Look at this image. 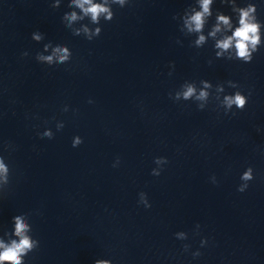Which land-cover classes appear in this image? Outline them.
Listing matches in <instances>:
<instances>
[{
	"label": "clouds",
	"instance_id": "clouds-1",
	"mask_svg": "<svg viewBox=\"0 0 264 264\" xmlns=\"http://www.w3.org/2000/svg\"><path fill=\"white\" fill-rule=\"evenodd\" d=\"M222 4L231 6L232 12L237 15L238 26H233L232 17L224 14L221 11L216 12L215 23L211 30L207 33V37L203 34L205 25L208 19L213 15L212 5L214 0H196L197 6H190L186 9L179 19L182 21L180 30L185 35L195 34L193 46L199 48L205 45L207 38H216L218 33L223 31H230V35H224L221 39H215L214 49L217 58H227L229 60H240L244 63H250L253 60V54L256 53L260 46L264 44L262 40V24L257 18V5L253 2H248L246 6H237L236 0H220ZM129 3V0H69L68 7L72 9L64 13L62 22L64 26L69 29L73 36H83L85 39L91 41L101 34L102 28L90 27L89 25H99L101 19L105 21H112L114 18V11L112 5L124 7ZM61 0H53L51 7L57 9L60 7ZM85 19L88 23H81ZM177 19V17H173ZM79 24V27L76 25ZM44 39V35L39 31L32 33V40L40 42ZM180 43V41H177ZM48 53V54H45ZM227 54V55H226ZM27 51L22 53V57H27ZM72 53L66 45L57 44L52 45L51 42L44 44L43 51L38 52L35 56L37 62L46 64L48 66L63 65L71 60ZM211 63V61H209ZM174 67V65H173ZM171 75V73H169ZM229 87L238 89V85L233 81H227ZM200 87H197L195 82L185 81L175 93H169V97L174 101H194L197 108L203 110L209 103V98L212 95L210 90L213 89V84L207 80L200 81ZM215 100L218 106L223 108L224 114L228 115L232 112L233 107L243 111L248 103V96H245L241 91L237 90L232 94H225L221 98V94L225 92L223 84L215 86ZM251 95V93H249ZM89 103H92L89 100ZM64 112L68 111V107L63 108ZM64 127L63 121L56 123V130L61 131ZM41 139L51 140L54 133L50 128H46L42 133H38ZM83 143L80 136H75L72 141L73 147H78ZM9 147H11L9 145ZM154 163L157 165L152 170V175L159 176L163 165L167 164V158L156 157ZM119 164V158L113 164L116 167ZM242 183L238 186L237 191L244 192L248 188V182L254 179L252 167H248L240 177ZM213 183H217L216 177H211ZM10 183V168L5 162L3 156H0V192H4ZM145 208H150L151 204L148 201L147 194L139 193V201ZM13 231L11 233L5 232L4 236H0V264H25V257L29 253L34 252L39 248L40 242L34 239L31 235L32 226L29 223L28 214L22 213L15 215L12 218ZM197 230L200 226L196 225ZM198 234V231H197ZM178 240L184 241L188 239V233L180 231L174 234ZM7 237V239H5ZM208 243L207 238L200 241L201 247ZM189 244H184L185 252L190 249ZM201 252L199 250L192 252V256L199 257ZM94 264H112L110 259H96Z\"/></svg>",
	"mask_w": 264,
	"mask_h": 264
}]
</instances>
